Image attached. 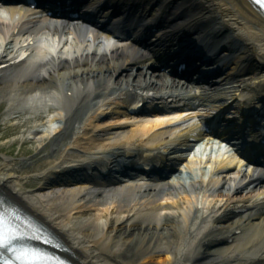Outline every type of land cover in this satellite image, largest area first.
Here are the masks:
<instances>
[{"label": "bare ground", "instance_id": "1", "mask_svg": "<svg viewBox=\"0 0 264 264\" xmlns=\"http://www.w3.org/2000/svg\"><path fill=\"white\" fill-rule=\"evenodd\" d=\"M103 1L92 0V6ZM135 1L145 22L162 23L157 34L159 50L177 39L183 41L182 45H203L209 51L210 47L222 46L226 58L232 59L226 61L221 56L214 63L222 66L218 79L229 89L227 97L245 110L264 100V14L250 0ZM45 25L63 32L68 27L34 20L23 5L0 8V59L10 58L15 52L6 46L10 37L14 42L30 35L39 37V28ZM25 30H30L26 36ZM74 30L79 37L86 35L82 28ZM91 34L94 43L75 44L77 47L62 37L51 38L42 59L32 53L7 67L5 73L11 81L4 84L7 82L9 93L19 85V103L28 108L46 107L50 99L65 102L66 117L60 114V123L35 133L44 137L49 129L55 131L53 143L59 144L77 125L85 139L83 143L76 139L80 165H118L123 157H149L150 149L165 140L164 133L169 129L161 127L164 121L123 118L125 122L132 119L128 128L100 137L96 134L100 127L97 118L105 99L117 103L120 97L130 99L136 93H161L164 76L143 68L153 59L143 57L137 44L105 43L96 32ZM139 35V31L134 32V36ZM12 106L19 107L18 103ZM74 149L65 146L60 162L77 161L67 160L66 155ZM193 162L185 161L182 170L167 171L152 182L123 180L107 189L99 181L61 189L56 186L68 183L56 182L31 192L16 185L12 171L1 172L0 189L53 228L69 247L65 253L79 264L264 263V168L241 170L240 163L230 157L224 163ZM59 166L55 175L61 174ZM218 166L227 168L214 177L211 172ZM228 168H238L237 175H229ZM68 172L72 170L63 175ZM196 213L201 219L192 222ZM123 219L126 224L120 226ZM228 232H232L228 236L231 239L221 240ZM211 237L217 242L209 244Z\"/></svg>", "mask_w": 264, "mask_h": 264}, {"label": "rangeland", "instance_id": "2", "mask_svg": "<svg viewBox=\"0 0 264 264\" xmlns=\"http://www.w3.org/2000/svg\"><path fill=\"white\" fill-rule=\"evenodd\" d=\"M5 81H11V78L5 76L0 82V173L12 171L16 185L24 190L34 191L41 181L37 177L41 176L57 158L62 157L61 152L65 145L69 143V146L77 147L74 139L77 134L72 129L59 144L56 142L54 144L53 139L31 133L35 128L46 130L50 121H55V111L44 105L35 104V108L22 106L19 103L22 89L17 90L19 94L15 92L8 100L7 96L10 93L7 82L4 84ZM13 102L18 103L19 107L9 110ZM17 110H21L19 114H16ZM70 154L76 155L77 148ZM19 163L22 169L17 168Z\"/></svg>", "mask_w": 264, "mask_h": 264}, {"label": "snow or ice", "instance_id": "3", "mask_svg": "<svg viewBox=\"0 0 264 264\" xmlns=\"http://www.w3.org/2000/svg\"><path fill=\"white\" fill-rule=\"evenodd\" d=\"M3 201H0V206ZM23 233L15 226V218L0 211V260L4 264H14L13 259H9V254L15 261H22L25 264H34L35 261L43 258L42 254L35 249H28L18 244Z\"/></svg>", "mask_w": 264, "mask_h": 264}]
</instances>
